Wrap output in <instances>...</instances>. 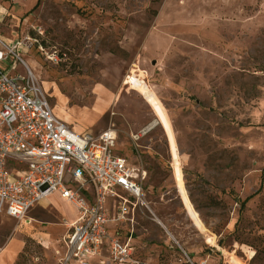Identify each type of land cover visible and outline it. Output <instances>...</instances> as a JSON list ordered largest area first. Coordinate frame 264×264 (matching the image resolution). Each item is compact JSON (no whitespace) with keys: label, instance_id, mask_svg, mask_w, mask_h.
Returning <instances> with one entry per match:
<instances>
[{"label":"rangeland","instance_id":"rangeland-1","mask_svg":"<svg viewBox=\"0 0 264 264\" xmlns=\"http://www.w3.org/2000/svg\"><path fill=\"white\" fill-rule=\"evenodd\" d=\"M0 37L27 44L21 57L58 118L116 129L114 151L145 170L131 221L110 224L144 264H264V0H0ZM132 70L168 116L203 231L161 124L126 83ZM75 212L54 194L24 221L1 216L0 264H110L64 261Z\"/></svg>","mask_w":264,"mask_h":264},{"label":"built area","instance_id":"built-area-1","mask_svg":"<svg viewBox=\"0 0 264 264\" xmlns=\"http://www.w3.org/2000/svg\"><path fill=\"white\" fill-rule=\"evenodd\" d=\"M26 46L0 37V217L24 221L30 209L57 194L76 211L63 239L64 261L98 256L110 264H144L131 236L116 234L110 224L131 221L145 170L114 151L116 129L78 132L54 114L21 57ZM62 55L45 52L53 64Z\"/></svg>","mask_w":264,"mask_h":264},{"label":"bare ground","instance_id":"bare-ground-1","mask_svg":"<svg viewBox=\"0 0 264 264\" xmlns=\"http://www.w3.org/2000/svg\"><path fill=\"white\" fill-rule=\"evenodd\" d=\"M139 72L137 73V70H132L131 74L127 76L126 83L130 84V88L134 89L141 97L144 99V101L148 104V106L152 109L154 115L157 118V121L161 124L165 135L167 137V141L170 147V152H171V158H172V168H173V177L175 181V185L177 188V191L179 193V196L182 200V203L184 205V208L194 223V225L200 229V230H205V227L203 226L198 213L194 209L188 194L186 192V188L184 185V181L182 178V172L180 168V162H179V155L177 151V146H176V141L174 137V133L170 124V121L168 119V116L162 107L159 99L157 98L155 92L153 91L152 87L148 85V83L145 81V78L143 76V72L138 70ZM66 114L62 118L63 121H66ZM26 222L28 220L26 219ZM157 222L163 226V223L160 220H157ZM3 252L1 254V257H3ZM233 261V259L231 258Z\"/></svg>","mask_w":264,"mask_h":264},{"label":"crops","instance_id":"crops-1","mask_svg":"<svg viewBox=\"0 0 264 264\" xmlns=\"http://www.w3.org/2000/svg\"><path fill=\"white\" fill-rule=\"evenodd\" d=\"M71 220H73V219H71ZM70 220V221H71ZM1 254H2V252L0 253V263H5V260H6V258L3 256V257H1ZM14 255H15V253L13 252L12 254H10V256H8V260H11V259H13V257H14Z\"/></svg>","mask_w":264,"mask_h":264},{"label":"trees","instance_id":"trees-1","mask_svg":"<svg viewBox=\"0 0 264 264\" xmlns=\"http://www.w3.org/2000/svg\"><path fill=\"white\" fill-rule=\"evenodd\" d=\"M36 5H37V3H36ZM36 5H35V6H36Z\"/></svg>","mask_w":264,"mask_h":264}]
</instances>
